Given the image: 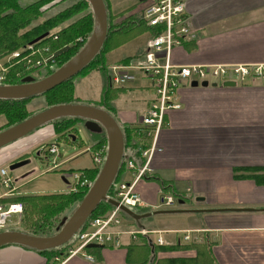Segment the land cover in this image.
Masks as SVG:
<instances>
[{
  "label": "crops",
  "instance_id": "0c3cea01",
  "mask_svg": "<svg viewBox=\"0 0 264 264\" xmlns=\"http://www.w3.org/2000/svg\"><path fill=\"white\" fill-rule=\"evenodd\" d=\"M186 11L193 39L173 50L174 65H264V0H189ZM143 46L113 64L138 55ZM133 74L135 79L117 91L118 99L110 113L121 129L140 126L154 97L150 83ZM125 91L130 92L126 95ZM178 99L181 108L166 114L165 126L157 136L159 151L150 161L148 177L134 186L144 204L137 211L157 210L165 196L162 183L185 198V204L177 209L227 211L158 215L156 224L163 229H143L159 234L149 233L135 241L124 234L119 246H108L113 250L87 252L85 256L94 258L92 263L73 256L61 264H140L141 255L132 261L131 252H138L133 248L139 249L142 241L152 247L150 264H264V81L233 87L184 85ZM52 136V127L41 130L35 134L34 143H49ZM21 148L1 151L0 168L22 158L24 153L17 154ZM30 179H14L9 188L0 184L4 190L0 204L10 205L7 200L20 197L18 186ZM130 181L129 174H122L121 182ZM238 209L254 212L231 211ZM164 217L177 220L161 222ZM158 236L162 245L156 244ZM176 245L191 247L172 249ZM193 246L207 252L208 258H199L202 263H189L197 256ZM16 247L0 249V264L53 262Z\"/></svg>",
  "mask_w": 264,
  "mask_h": 264
},
{
  "label": "built area",
  "instance_id": "2783aa9c",
  "mask_svg": "<svg viewBox=\"0 0 264 264\" xmlns=\"http://www.w3.org/2000/svg\"><path fill=\"white\" fill-rule=\"evenodd\" d=\"M189 0H143L138 2V7L134 14L143 22L151 32H148V38L144 44V50L140 58H130L126 63L109 68L110 85L113 88L120 89L135 79L133 73H137L143 79L150 83L154 97L150 102L146 115L141 119L140 126L133 127L137 134L145 140H150L148 148L138 150L137 155L132 154L131 158L123 160L122 171L124 174L130 173L132 182L115 183L111 187V199L119 204L129 208H144L138 194L134 192V186L137 182L148 177L149 166L152 154L157 151L155 141L159 131L165 126V116L171 110L181 108L178 99V91L184 85L197 83L200 85L206 82L208 86L215 84L223 86L225 83L232 82L235 85H244L253 80H264V65H225V66H177L171 62V54L175 48L182 47L192 37V31L189 26V18L186 7ZM35 58V59H31ZM55 60L49 50L27 46L17 52L8 55L4 63L0 64V82L5 80L9 73V68L13 64L20 65L21 70L18 79L31 77L38 79L47 72L53 70ZM7 65V66H6ZM41 155L53 156L50 162L51 169H57L55 161L58 151L56 143L53 140L40 149ZM106 146L101 145L97 148L93 146L84 153H90L93 166L98 168L104 160ZM131 152V151H130ZM128 152V155L131 153ZM134 153V152H133ZM93 169L91 170H94ZM89 171V170H84ZM84 171L72 174L69 178L72 186L68 194H78L87 191L91 187V180L84 175ZM7 171L0 168V184L5 188L11 185L7 177ZM162 206L164 209L170 208L175 200L171 194L164 193ZM176 203V200H175ZM118 209H112L101 218L91 219L86 222L82 230L75 236L72 245L63 252V256H78L88 245L100 246H119V239L127 234L135 241L138 237H145L147 232L128 230L120 231L112 229L120 227L121 221L118 216ZM22 209L19 204H10L7 206L0 204V230L8 227V222L12 215L18 216L20 220ZM189 240V237H184ZM157 245H162L160 236L156 239ZM88 262H93L92 258L81 255ZM58 259V258H57ZM85 259V260H86Z\"/></svg>",
  "mask_w": 264,
  "mask_h": 264
},
{
  "label": "trees",
  "instance_id": "16d2710c",
  "mask_svg": "<svg viewBox=\"0 0 264 264\" xmlns=\"http://www.w3.org/2000/svg\"><path fill=\"white\" fill-rule=\"evenodd\" d=\"M48 0H39L35 3H30L27 5H20L18 3V0H0V57L3 55H11L17 50L24 49L27 46H35V48L41 49H48L49 54H52V58L56 61L55 66L53 70L50 72H47L37 80H40L42 78H45L52 74L55 70H57L59 67H61L63 64H65L68 60H70L76 53L82 48L80 47L76 52H70L69 45H65L67 41V35L63 30L59 31L55 34L49 35V25L51 24V19L46 20L42 24H38L34 27H30L32 20L39 16L41 13L42 7L47 5ZM50 0L49 3H51ZM76 4L69 8L68 10L57 14V17L66 18L69 14L65 13L69 10H73L78 8V6L82 7L85 6L84 9L88 7V3L86 0H76ZM108 12V31H107V37L106 40L102 46V49L100 53L95 57V59L88 65V67L85 69L86 71H89L91 66H95V69L99 70L102 75V79L104 80V85L102 88L101 93V103H99V107L105 109L107 112L112 113L113 107L111 105V102L113 99H115L116 94L118 93L119 89L113 88L110 85V76H109V70L107 69V66L105 65V54L107 52L113 51L122 45H124L127 42H130L135 37L140 36L141 34L151 32L149 28L146 27V25L140 21V19L134 14V9L128 10L123 14H118L116 16H112L109 12V5L107 0H104ZM85 9V10H86ZM134 10V11H133ZM89 11V10H88ZM3 13H9V15L4 16ZM2 14V15H1ZM55 18V17H54ZM83 18H89L92 20V14L89 12ZM53 19V18H52ZM117 19H120L119 21ZM29 26V27H28ZM91 30L89 31V35L91 33ZM45 35V36H44ZM87 35V36H89ZM44 36L43 38H41ZM41 38V39H40ZM84 44V43H83ZM82 44V45H83ZM108 50V51H107ZM106 52V53H105ZM5 57V56H4ZM32 60L35 58H31ZM128 59H125L121 63H126ZM20 65L13 64L12 68H9L8 74L5 76V80L1 82L4 85H15L20 83L21 79H18V74L21 70ZM84 70V71H85ZM85 71V74H88V72ZM84 72H81V74ZM74 79V78H73ZM72 79V80H73ZM72 80H69L62 85L56 87L55 89L49 91L48 93L41 95H49L50 93H53L57 90L67 89V85L72 83ZM70 90L73 93V90L70 87ZM61 96V94H60ZM40 97V96H38ZM37 97L28 99V100H20V101H0V108H3L0 110V115H4L5 118L13 120L10 122L9 127L17 124L23 120H25L27 117L24 118V103L27 101H30L32 99H35ZM66 98L68 100L63 101L64 103H74L73 99L70 98V93L66 94ZM51 104L48 105L54 106L61 104L60 101L53 100L50 102ZM101 104V105H100ZM80 120L78 119H61L57 120L53 123H50L53 126V136L56 137L57 134L63 132L64 130L71 128L72 126H75L79 124ZM8 124V123H7ZM123 136H124V152L127 155L128 158H131L132 154H135L133 156L137 155L138 150H143L149 147V143L144 140L143 137L139 136L134 128H124L122 129ZM93 147L97 148L101 145H106V137L103 131L100 133H95L91 135ZM44 145V144H43ZM43 145L39 147L42 148ZM132 153H131V152ZM128 152L131 153V155H128ZM134 152V153H133ZM26 154L22 158H25ZM122 164H120L118 175L113 183H118L121 181V177L123 174L122 171ZM257 171V170H255ZM98 173V170H89L84 171L85 177H87L91 182L95 179L96 175ZM237 178H241L240 176H237ZM1 182V180H0ZM161 188L165 193H169L172 195V197L177 201H183L185 203V198L175 191L171 190L167 184L162 183ZM110 191L108 192V195H110ZM87 191L78 193V194H50V195H30V196H20L17 198L9 199L7 200L8 204H19L22 209V220H23V227L20 229H17L19 231H22L23 233H26L31 236L35 237H51L55 235L61 226L57 228V226L52 223L56 219L59 213H61L63 210L69 208L73 202L71 198L76 195V197H79L80 201L83 199V197L86 195ZM113 207H111L108 204L101 203L97 209L93 212V214L89 217L87 220L90 221L91 219H97L101 218L104 215H106L107 212L112 210ZM137 214H144L145 211H137ZM124 219L128 221L130 220L128 217H126L121 212L119 213ZM70 216V215H69ZM68 216V217H69ZM132 224L134 227H136V224L132 221ZM141 224V223H140ZM137 229V227H136ZM70 245H66L63 248L59 250H51V251H44V252H36L41 256H45L47 262H49L53 258H60L63 254V252L68 249ZM191 247V246H190ZM190 247H184L176 245L172 249H183V248H190ZM139 249L138 252H131V260L132 261H138L136 260V256L141 255V263L140 264H150L151 263V256H152V247L148 244L146 241H142V245L140 247H137ZM193 248L196 250L197 256L192 260L188 261L189 263H202V260H199V258L205 260L208 258V254L205 250L202 251V248L199 250V246H193ZM132 251V249L128 250V252ZM94 261V260H93Z\"/></svg>",
  "mask_w": 264,
  "mask_h": 264
},
{
  "label": "rangeland",
  "instance_id": "374dc122",
  "mask_svg": "<svg viewBox=\"0 0 264 264\" xmlns=\"http://www.w3.org/2000/svg\"><path fill=\"white\" fill-rule=\"evenodd\" d=\"M37 1L39 0H18V3L23 6V5H27L30 3H35ZM49 1L50 0L46 2L47 5H45V7L44 6L42 7V9L40 10L41 13L39 14V16L32 20L30 27H34L38 24L40 25L46 20L51 19L52 21H51V24L49 25L50 26L49 35L55 34L63 30L66 34H68L65 45L70 44L69 45V47H71L70 52H73V51L76 52L80 47H82L85 44V42L87 41L89 37L87 35H89V31L90 29H92L93 18L92 20H90L89 18L81 19L83 16L91 12L90 7L89 9L88 7L87 9L85 8L86 9L85 10L84 9L85 6H82V7L78 6V8L76 9L69 10L65 12L69 15L64 19L62 17H57L56 15L68 10L69 8L74 6L77 1L76 0H54V1H51V3H49ZM107 2L109 5V12L112 16H116L118 14L120 15L123 13L126 14L128 10H132V9L136 10L139 4L138 3L139 0H107L106 3ZM55 3H58L55 7H52V9H48L47 11L43 12L44 8H49V6L51 5L53 6ZM3 15L6 16V15H9V13H5V14L3 13ZM117 20L119 21L120 19H117ZM145 34H148V33H144V34H141L140 36L135 37L130 42L125 43L124 45H122L121 47L113 51H110L107 53L105 52L106 54H105L104 62H105V65L107 66V69L111 68L110 66L114 65L113 63H115L116 61H119L120 59L128 55H134L135 53H137V51H139V49L141 48V45L143 43L145 44L148 38V35H146V38L144 37ZM191 39H193V35L189 40ZM143 50H144V46H143ZM143 50L138 55L132 58H135V57L140 58L142 56ZM4 56L6 57V55H3L0 57V64L3 63V60L5 59ZM85 71H83L84 73L82 74L80 73L79 75H77L72 80V83L67 85L68 86L67 89L57 90L53 93H50L49 95H45L42 97L40 96V97H37L35 99H32L24 103V106H23L24 112H25L24 118L27 116L30 117L36 113H39L40 111H43L49 108L48 105H50L51 104L50 102L55 99L56 101H60V103L62 104L63 101L68 100V98H66L67 93H70V98L73 99V102L75 104L81 103V104L94 105L96 107H99V103H101V99H102L101 98L102 88L104 85L103 83L104 80L102 79L101 72H99L97 68L95 69V66H91L89 71H86L88 72V74H85ZM70 87L73 90V93L70 90ZM187 87H190V85H188ZM128 92L130 91H127V92L125 91L123 93L127 95ZM117 99H118V96L115 97V100L113 99V101L111 102V105H115V101ZM64 104H68V103H64ZM2 109L3 108H0V110ZM12 121L13 120L11 119L5 118L4 115H0V131L9 127V125L11 124L10 122ZM49 126L53 128L51 124L45 125L39 128L38 130L34 131L30 135L26 136L25 138L20 139L19 141L14 142L10 144L9 146H6L5 148L0 150L1 152L4 149H7L9 147H12V148L22 147L21 150L17 152V154H23V153L25 154L27 152L26 157L28 159L26 160L27 164L25 166L20 167L12 172L8 170L9 165L5 166V170L7 171V174H8L7 177L10 178L11 182L14 179L16 181V179L18 178L19 179L20 178L21 179L31 178L30 180H27L23 182L20 186H18L17 195L19 196H22V195L23 196L50 195V194L71 195V194H68L69 189L72 186V181L69 178V176H71L72 174H77L80 171L91 170L94 167L92 164L91 154L84 153L86 149L90 148L93 145L91 135L94 133H88L86 129L81 128V126L75 125L57 134V136L54 138L55 143H56V150L58 151V155L55 159L58 168L56 170H51L50 168L52 167V165L50 162L52 161L53 156H46V155L39 156L38 155L37 157L38 149L42 145V143H39V144L34 143L35 134L40 132L41 130L50 128ZM145 141L148 142L150 145V140H145ZM33 143L35 145L32 148L30 147L26 148L27 145H32ZM156 149L158 148L156 147ZM11 150L12 149H9V151ZM128 174L132 176L130 173ZM132 179L133 178L131 177L130 183L132 182ZM3 191L4 190L1 188L0 192H3ZM79 199H80L79 197H76V195H74V197L71 198V200H73L71 206L63 210L61 213H59L56 219L54 220V222L52 221V223H54L57 226V228L59 226L62 227V224L65 223L68 216L69 215L71 216L73 211L76 209V207L81 202ZM162 200H160L158 204V207H157L158 211H164V210L168 211V210H175L179 208V206L176 205L177 203H175V200H173L174 202L173 205L170 208H167L168 210H166L164 209L165 207L162 206V203H163ZM131 209L134 212L136 211L134 208H131ZM118 216H121V215H118ZM118 219L119 221H121L122 225L120 227L114 226L112 229L125 231L127 225H129L128 230H130L129 227L132 230L134 229L132 221H128L124 219L122 216L118 217ZM159 220H160L159 218L152 217V219L151 218L145 219V220H142L140 223L142 227L150 226V227H154L157 229H163L161 226H158L156 224L157 222H159ZM165 220L169 222L171 220H177V217L175 218L164 217L162 218L161 222ZM9 227L11 228V230L12 229L17 230V229L22 228L23 227L22 217L20 218V220H18V216L12 215L11 219L8 222V227L6 229H9ZM149 233L159 234L156 231L147 232V234ZM179 239H181L182 241V236L179 235ZM16 248H19V247H16ZM112 248L113 247L103 246L101 249H84L77 256V258H81V255L88 254L87 252H93L95 250L103 252V251L113 250ZM67 257H68L67 255L63 256L61 259H59L58 262H55L56 258H53L51 259V261H53L52 264H61ZM86 257L89 258L90 256H86Z\"/></svg>",
  "mask_w": 264,
  "mask_h": 264
},
{
  "label": "water",
  "instance_id": "95a60500",
  "mask_svg": "<svg viewBox=\"0 0 264 264\" xmlns=\"http://www.w3.org/2000/svg\"><path fill=\"white\" fill-rule=\"evenodd\" d=\"M92 14V31L82 48L65 64L55 70L49 76L40 80L31 77L23 78L15 85L0 84V101L28 100L48 93L63 83L72 80L100 53L107 37L108 12L104 0H86ZM142 2L143 0H139ZM45 36V35H44ZM42 36L41 38H43ZM40 38V39H41ZM215 87V84L211 85ZM234 83L228 82L223 87H233ZM191 87H198L192 83ZM200 87H208L206 82ZM61 119H78L82 121L83 127L88 133L104 132L106 137V152L102 167L98 171L91 187L83 197L79 205L68 217L59 231L51 237H35L19 230H0V249L7 246H17L29 251L44 252L59 250L68 245L75 236L82 230L85 223L101 203L118 209L132 220L137 227L143 228L142 220L158 215L175 214H198V213H219L227 210H168L153 211L139 215L129 208L119 204L108 196V191L113 185L119 171L120 164L127 158L124 152V136L121 127L116 119L105 109L87 104H59L51 106L39 113H36L25 120L7 127L0 131V150L10 144L25 138L39 128ZM26 161L11 164L10 172L25 166ZM198 201V200H196ZM178 204L182 206L183 201ZM233 212H254L249 209L231 210ZM100 245H88L86 249H101Z\"/></svg>",
  "mask_w": 264,
  "mask_h": 264
},
{
  "label": "flooded vegetation",
  "instance_id": "af4514ba",
  "mask_svg": "<svg viewBox=\"0 0 264 264\" xmlns=\"http://www.w3.org/2000/svg\"><path fill=\"white\" fill-rule=\"evenodd\" d=\"M57 4H58V3H55L53 6H52V5L49 6V8H44V11H43V12L47 11L48 9H52V7H55ZM35 80H37V79H35ZM77 126H81V128L85 129V128L83 127V125H82V122H80L79 124H77ZM37 153H38V154H37V157H38V155H39V156L41 155V152H40V151H38ZM27 159H28L27 157H25V158H21V159H19V160H16V161L10 163L9 165L14 164V163H17V162L26 161Z\"/></svg>",
  "mask_w": 264,
  "mask_h": 264
},
{
  "label": "bare ground",
  "instance_id": "6f19581e",
  "mask_svg": "<svg viewBox=\"0 0 264 264\" xmlns=\"http://www.w3.org/2000/svg\"><path fill=\"white\" fill-rule=\"evenodd\" d=\"M39 48H40V47H39ZM20 50H21V49H20ZM17 51H19V50H17ZM17 51H15V52H17ZM2 64L5 65L4 60H3V63H2ZM117 65H120V64L117 63V64H115L114 66H117ZM6 66H7V65H6ZM114 66H111V67H114ZM21 80H22V79H21ZM0 84H2V83L0 82ZM123 87H125V86H123ZM123 87H121V88H123ZM160 131H161V130H160ZM160 131H159V132H160ZM91 147H92V146H91ZM91 147H90V148H91ZM90 148H88V149H90ZM88 149H86V150H88ZM155 151H157V150H155ZM153 155H154V153L152 154V157H153ZM92 164H93V163H92ZM102 164H103V163H102ZM102 164H101L98 168H95V167H94V170H98V171H99L100 168L102 167ZM50 169H51V168H50ZM51 170H56V169H51ZM162 199H163V198H162ZM162 199H161V200H162ZM144 214H145V213H144ZM139 215H142V214H139ZM136 227H137V225H136ZM137 228H138V229H135V228H134V229H135L136 231H140L139 229H141V228H139V227H137ZM5 229H6V228H5ZM72 243H73V241L70 242L68 245H72Z\"/></svg>",
  "mask_w": 264,
  "mask_h": 264
}]
</instances>
